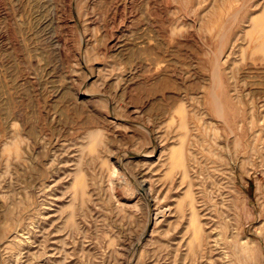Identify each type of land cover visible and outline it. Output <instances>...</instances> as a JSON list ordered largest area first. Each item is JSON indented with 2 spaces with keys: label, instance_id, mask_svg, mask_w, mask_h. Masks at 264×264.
<instances>
[{
  "label": "rangeland",
  "instance_id": "obj_1",
  "mask_svg": "<svg viewBox=\"0 0 264 264\" xmlns=\"http://www.w3.org/2000/svg\"><path fill=\"white\" fill-rule=\"evenodd\" d=\"M0 264H264V0H0Z\"/></svg>",
  "mask_w": 264,
  "mask_h": 264
},
{
  "label": "bare ground",
  "instance_id": "obj_2",
  "mask_svg": "<svg viewBox=\"0 0 264 264\" xmlns=\"http://www.w3.org/2000/svg\"><path fill=\"white\" fill-rule=\"evenodd\" d=\"M216 107H217V106H216ZM216 110H217V109H216ZM220 112H221V110H220ZM133 195H134V194H133ZM133 195H132V196H133Z\"/></svg>",
  "mask_w": 264,
  "mask_h": 264
}]
</instances>
